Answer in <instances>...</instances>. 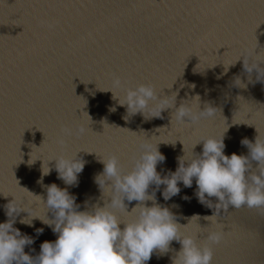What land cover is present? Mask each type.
Returning <instances> with one entry per match:
<instances>
[{
  "label": "water",
  "instance_id": "1",
  "mask_svg": "<svg viewBox=\"0 0 264 264\" xmlns=\"http://www.w3.org/2000/svg\"><path fill=\"white\" fill-rule=\"evenodd\" d=\"M244 59L261 65L260 72L245 70ZM116 77L119 88L113 87ZM140 84L154 85L169 103L178 93L175 106L156 118L160 102L150 101L143 110L150 118L129 115L118 99ZM182 103L194 114L206 106L215 114L182 124L174 115ZM80 126L87 130L77 135ZM223 134L228 156L249 155L244 138L264 139V0H0V223L9 219L5 206L14 199L12 206L23 211L13 215V227L34 241L25 253L35 257L44 241L58 237L41 221L53 220V212L34 196L46 202V186L66 188L79 211L103 207L112 191L96 183L101 160L115 154L129 171L141 145L158 144L166 158L157 164L163 177L176 171L178 157L202 154V139ZM76 154L85 166L77 184L67 185L55 160ZM251 163L257 171V162ZM42 167L50 173L42 175ZM178 186L179 194L167 201L166 185L152 184L148 194L177 217L181 238L210 246L211 264H264V207L209 208L195 195V178L192 187ZM124 203L131 212L138 202ZM115 211L128 223L140 209ZM220 231L219 244L207 240ZM181 247L173 240L146 264H173Z\"/></svg>",
  "mask_w": 264,
  "mask_h": 264
},
{
  "label": "clouds",
  "instance_id": "2",
  "mask_svg": "<svg viewBox=\"0 0 264 264\" xmlns=\"http://www.w3.org/2000/svg\"><path fill=\"white\" fill-rule=\"evenodd\" d=\"M244 68L249 73L253 69L259 73L261 65H249L244 59ZM113 87H121L119 77L114 78ZM177 94L175 93L174 100L169 103L167 97L158 98L154 85L140 84L127 88L124 100L118 99V103L127 107L129 115H144L143 110L149 106L150 101H159L158 111L151 117L163 118L162 111L175 106ZM113 99H117L114 93ZM214 110L215 108L206 106L204 110L199 108L198 114H194L190 104L182 103L175 109L174 115L177 122L191 125L201 118L214 116ZM111 111H115V108ZM144 117L150 118L145 115ZM89 118L91 119L90 116ZM185 118L191 123H186ZM86 130L84 126H80L76 134L82 135ZM62 131L65 135L73 134L70 128H64ZM201 142L202 154L195 155L191 160H185L184 156L178 157L179 166L176 171H169L168 175L163 177L157 171V164L163 163L166 158L159 151L158 144L141 145L142 151L129 171L124 170L115 154L101 160L104 169L103 173L96 177V183L101 189L109 187L112 191L110 201L103 207L95 205L91 209L79 211L81 206L76 203V197L55 183L46 186V202L41 196L34 195L22 187L39 197L48 210L53 212V220H40L52 227L58 237L54 242L44 241L40 246V253L35 257L25 253V246L34 241L13 227L16 222L15 218H12L13 215H19L23 211L12 206L13 199L5 206L9 219L0 223V264H146L156 250L166 252L173 240L182 245L173 259V264H211L212 248L207 245L198 246L192 237L181 238V225L177 223V217L168 207L156 203L155 193L148 194L149 186L155 184L158 188L161 184L166 185L162 195L167 201L181 191L178 182H183L185 187H192L195 178V195L200 203L209 208L215 205L218 210L227 211L229 205L237 209L243 205L249 208L264 207V139L257 136L255 143L247 138L242 139L241 144L250 150L247 156L236 153L225 155L224 134L222 138L209 137L199 143ZM60 143L63 144V140ZM55 161L58 178L67 185H76L85 161L78 159L77 154L76 157L61 156ZM251 161L257 162L255 172L252 170ZM49 173V167L47 172L43 171L42 167V175ZM106 181L110 183L106 184ZM17 182L19 184L18 180ZM37 183H42V178ZM211 197L217 198L218 202L213 204L209 199ZM125 199L129 203L138 202L131 212L126 210ZM184 199L190 198L185 196ZM146 201H152V205L147 206ZM137 208L140 209L138 216L128 223L121 221L115 211L123 209L132 213ZM20 223L31 226L29 220L21 219ZM36 231L39 234L43 229ZM222 239L223 231L212 232L207 236V240L212 244H219Z\"/></svg>",
  "mask_w": 264,
  "mask_h": 264
}]
</instances>
